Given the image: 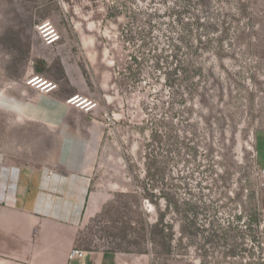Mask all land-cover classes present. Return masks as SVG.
Returning a JSON list of instances; mask_svg holds the SVG:
<instances>
[{
	"label": "rangeland",
	"instance_id": "rangeland-1",
	"mask_svg": "<svg viewBox=\"0 0 264 264\" xmlns=\"http://www.w3.org/2000/svg\"><path fill=\"white\" fill-rule=\"evenodd\" d=\"M34 77L100 125L77 250L264 264V0H0V96ZM4 122L1 148L52 152Z\"/></svg>",
	"mask_w": 264,
	"mask_h": 264
},
{
	"label": "crops",
	"instance_id": "crops-1",
	"mask_svg": "<svg viewBox=\"0 0 264 264\" xmlns=\"http://www.w3.org/2000/svg\"><path fill=\"white\" fill-rule=\"evenodd\" d=\"M46 94L0 96L6 127L41 128L56 139L40 160L31 148L0 147V264H136L145 256L94 250L69 259L96 213L89 189L99 124L69 121V109Z\"/></svg>",
	"mask_w": 264,
	"mask_h": 264
},
{
	"label": "built area",
	"instance_id": "built-area-1",
	"mask_svg": "<svg viewBox=\"0 0 264 264\" xmlns=\"http://www.w3.org/2000/svg\"><path fill=\"white\" fill-rule=\"evenodd\" d=\"M48 84H51V83H48ZM26 85L29 86V88H32V89H35V90H39V91H41L43 93H47L48 92V90H45L46 87H40V84L38 82L37 77L31 78L30 80H28ZM52 87H53V85H52ZM76 97L68 99L67 103H69L70 105H74ZM76 105H75V107H77ZM263 175H264V171H263ZM83 256H84V251H80V250L74 249V250H72L70 252L68 257H69V259H81Z\"/></svg>",
	"mask_w": 264,
	"mask_h": 264
},
{
	"label": "trees",
	"instance_id": "trees-1",
	"mask_svg": "<svg viewBox=\"0 0 264 264\" xmlns=\"http://www.w3.org/2000/svg\"><path fill=\"white\" fill-rule=\"evenodd\" d=\"M151 195H153V194H151ZM130 197H132V196L130 195ZM164 200H165V198H164ZM165 201H166V204H167V200H165ZM160 226L163 228V225L161 224V222L160 221H156V223L153 226H151L150 228L147 225V229H145V232L148 234V236H149L150 233H152L153 236H155V235H157V236L159 235L160 236V235H162L164 233V231H166L165 228L161 229ZM149 229H151V232L149 231ZM153 230H154V232H153ZM164 248H166L167 251H168L170 249V244L168 246L164 245ZM118 252L132 253L131 251L129 252V251H126V250H119ZM136 253L140 254V255L141 254H146L145 252H136Z\"/></svg>",
	"mask_w": 264,
	"mask_h": 264
},
{
	"label": "bare ground",
	"instance_id": "bare-ground-1",
	"mask_svg": "<svg viewBox=\"0 0 264 264\" xmlns=\"http://www.w3.org/2000/svg\"><path fill=\"white\" fill-rule=\"evenodd\" d=\"M47 30V29H46ZM37 79H38V82H39V84H40V87H46V89L45 90H48V92H50L51 90H52V84H48V82L47 81H45V80H43V79H41V78H38L37 77ZM32 89V88H31ZM33 90H35V89H33ZM47 92V93H48ZM75 104H77L76 106L77 107H82V108H88L89 107V103H88V101L87 100H83V99H80L79 97H76V100H75V102H74Z\"/></svg>",
	"mask_w": 264,
	"mask_h": 264
}]
</instances>
